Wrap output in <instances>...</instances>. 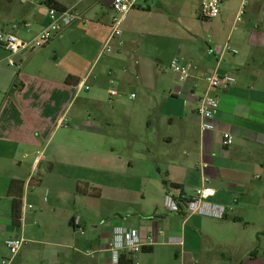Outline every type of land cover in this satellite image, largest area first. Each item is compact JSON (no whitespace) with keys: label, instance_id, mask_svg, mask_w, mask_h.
Returning a JSON list of instances; mask_svg holds the SVG:
<instances>
[{"label":"crops","instance_id":"obj_1","mask_svg":"<svg viewBox=\"0 0 264 264\" xmlns=\"http://www.w3.org/2000/svg\"><path fill=\"white\" fill-rule=\"evenodd\" d=\"M56 1L74 7L82 18L45 45L13 54L15 65L8 64V52L0 46V166H9L2 169L6 175L0 174V195L8 193L0 212V243L5 247L3 240L10 235L24 239L14 256L5 250L0 261L11 257L9 264H113L108 239L111 227L120 224L136 227L144 246L137 253L121 254L118 264H264V0H245L239 21L235 16L243 0H225L217 16L227 28L226 37L212 40L209 47L196 39L179 42L173 52L160 53L167 69L159 72L143 67L154 61L160 66L155 52L169 43L172 33L143 28L145 36H137V29L132 32L123 24L133 9L153 5L161 10L170 0H139L122 19L120 42L103 54L100 48L112 16L107 0ZM184 1L182 10L196 9L199 2ZM0 9V31L12 21L28 22L14 29L24 39L37 35L49 20L42 0L13 11ZM174 55L191 65L184 82L169 68ZM210 73H228L235 81L212 90L218 99L216 128L207 131L201 130L195 108L205 88L201 77ZM112 82L119 84L117 94L110 95L108 87L103 97L101 88ZM106 100L114 104L106 106ZM137 108L146 112L140 128L145 120L153 130L143 138L134 129ZM224 131L232 134L228 146L222 144ZM138 134L140 147L149 153L143 158L149 156L157 167L158 196L150 206L132 203L131 195L119 197L116 191L107 195L92 174L67 180L64 167L63 178L50 190L54 196L32 198L28 192L31 183L49 190L45 177L57 175L56 164H70L65 166L70 171L93 166L105 136L113 153L128 149ZM37 170L40 177L34 175ZM115 170L109 167L107 174L108 185L116 187ZM14 183L21 185L19 223L12 219L13 196L8 192ZM202 185L215 189L211 201L226 207L222 217L164 207L165 192L190 194ZM30 204L39 210L32 214ZM31 216L37 220L34 225L28 221ZM12 223L19 228H11Z\"/></svg>","mask_w":264,"mask_h":264},{"label":"rangeland","instance_id":"obj_2","mask_svg":"<svg viewBox=\"0 0 264 264\" xmlns=\"http://www.w3.org/2000/svg\"><path fill=\"white\" fill-rule=\"evenodd\" d=\"M41 1V0H40ZM61 2H67L69 0H59ZM71 1V0H70ZM170 4L167 7H164L161 10H156L154 6L152 5L151 8L141 7V8H135L129 13V17L125 20V28L131 29L132 32L137 29L136 34L137 36H143L141 35V31L143 28H155L157 33L160 32H171L172 38H170L169 43L167 45H159V49L157 50L159 56L160 53L162 55H167L178 46L179 42L184 41H191V40H200L201 43L204 45V47H209L212 40L215 39H223L227 35V28L223 26L222 20L220 16L213 17V18H205L201 15H199L198 6L196 9H189V10H182L181 6L184 4V0H170ZM31 3H39V0H0V7H4V9H9L13 11V9L16 8H22L23 6H27ZM172 4V5H171ZM199 5V2H198ZM160 9V8H159ZM180 9V10H179ZM2 10V9H0ZM18 23V25L21 23V21H12L8 26H10L12 23ZM123 28V26H122ZM161 30V31H160ZM145 36V35H144ZM66 50H62L61 52H65ZM146 54V53H144ZM161 57V56H160ZM162 59V63H160V66H156L155 61L151 62L148 65H145L143 68L148 70H154L159 72L158 69H167V65L165 64V60ZM153 71V72H154ZM154 75L152 78V82H154ZM118 83L112 82L108 85H105L101 88V94L103 97L105 96L104 91L106 88H114L116 90H119ZM130 88L127 87L125 91L123 92L124 98L127 97L129 94ZM86 91H83V94H85ZM126 96V97H125ZM106 97V96H105ZM127 101H125L126 103ZM111 104H114L113 102L105 101L106 106H111ZM116 105V104H115ZM103 107L102 114H107L109 107ZM127 106V105H126ZM90 114L94 115V109L92 107L88 108ZM137 112V118L134 123V129L137 133H142L144 136H149V133H151L153 130L149 126L147 127L145 125V120L141 121V128H140V118L144 117L146 118V112L142 110L141 108L135 109ZM149 116H147L148 118ZM139 134L137 135L136 139H131V146L121 149H115L112 153V150L110 148V138L109 136H105L101 141H99L98 149L99 152L95 155V160L93 161V166H76V168H72L70 170H67L65 166H72L70 164H56L54 166H57L59 168V171L57 170V175L53 177V175H50L49 177H45V181L49 184V190L44 191L41 188H38L37 185L31 183L28 189V192L32 194V198H35L36 196H39L42 198H46L48 200L51 196H54L55 193H53L50 190L55 189L54 182H57L58 178L62 177V168L64 169V173H66L65 176L71 179L73 175H77L80 177H86L87 175L92 174L93 178L96 179L100 184H103L105 186L102 187L104 193L107 195H115L114 192L116 191L119 197L131 195L132 199L135 202H147L148 206L153 203V200L155 197L158 196V192L154 185V180L157 179V167L155 165V161L150 158L149 156L147 158H143V154L149 155V153L146 152V149L143 147H140L141 143L139 142ZM121 140H119V145L116 147L121 146L120 145ZM97 145V144H95ZM135 145V146H134ZM145 150V151H144ZM70 157V155H68ZM115 162V164H121V166H106L108 163ZM90 165V164H89ZM109 167L115 168L116 172L115 175L112 177L113 182H116L118 186L114 185H108L109 175L107 174V170ZM5 168L6 170L9 168V166H0V174H5V172H2V169ZM69 168V167H67ZM70 169V168H69ZM21 172H26L25 167H21ZM37 170L34 175L36 177H40V173ZM6 175V174H5ZM71 176V177H70ZM67 180H65L67 182ZM117 189V190H116ZM125 190V191H124ZM151 196V197H150ZM163 197L162 195V203H163ZM44 198V199H45ZM6 200H8V193H4L3 195H0V212L4 210V207H6V204L4 203ZM45 206V202H42ZM104 204H108L107 201H105ZM135 206V204H132ZM31 209L32 214L33 211H38L39 208L33 206L32 204L29 205ZM31 214V212H30ZM33 216H31L28 221L34 223L37 221L36 219H32ZM14 221V220H13ZM35 221V222H34ZM11 228H19L17 224H9ZM14 236V235H10ZM9 237V236H7ZM6 247V246H5ZM5 247L0 243V254L5 253ZM10 254V253H9Z\"/></svg>","mask_w":264,"mask_h":264},{"label":"built area","instance_id":"obj_3","mask_svg":"<svg viewBox=\"0 0 264 264\" xmlns=\"http://www.w3.org/2000/svg\"><path fill=\"white\" fill-rule=\"evenodd\" d=\"M76 1V0H75ZM139 0H107L112 9V16L109 22V33L100 48V53H108L113 51L114 45L120 36V24L125 14L135 6ZM225 0H199L198 11L199 15L205 18L216 17L220 12V7ZM246 1L243 0L236 12L235 21H239L245 9ZM45 5L46 13L48 15L47 25L35 36L29 39L20 38L14 32L18 23H12L10 27L4 31H0V46L4 47L8 52V64L15 65L12 55L27 49H35L48 43L51 39L60 35L62 30L69 26L74 20L81 19L82 16L74 7L56 9L50 5ZM20 24L27 26L28 22L22 21ZM225 50L228 49L224 45ZM231 52H236V49H230ZM169 68L176 74L177 80L184 82L190 73V63L181 60L177 55H174L169 60ZM204 82V90L197 96L196 112L200 117L201 130L211 131L216 128V114L218 111V99L212 93L214 88L227 86L235 81L234 76L228 73H210L201 77ZM82 82L78 84L81 86ZM86 86L85 88H87ZM180 94L181 92L178 91ZM110 95H116L117 90L111 88ZM133 98L134 94L131 93ZM232 134L228 131L222 132V144L228 146L232 143ZM215 189L209 185H202L194 189L190 194L179 192L173 194L172 192H165L163 197V205L170 211L179 212L184 211L186 215L200 214L211 217H222L226 211V207L218 205L211 201ZM77 229L82 231V227L77 225ZM151 241V237L147 236ZM10 256H14L22 244L24 239L21 236H9L4 240ZM144 242L140 238L139 231L136 227H126L123 225H113L110 229L108 239V249L111 254V261L113 264H118L121 254L128 252L130 254L137 253L142 250ZM10 258H2L0 264H9Z\"/></svg>","mask_w":264,"mask_h":264},{"label":"trees","instance_id":"obj_4","mask_svg":"<svg viewBox=\"0 0 264 264\" xmlns=\"http://www.w3.org/2000/svg\"><path fill=\"white\" fill-rule=\"evenodd\" d=\"M46 5H50L56 9L65 8L61 3L56 0H42ZM67 80V79H66ZM173 187H176V184H171ZM8 192L13 196L11 201V213L12 219L14 222L19 223L20 221V206H21V185L12 184L8 188Z\"/></svg>","mask_w":264,"mask_h":264}]
</instances>
